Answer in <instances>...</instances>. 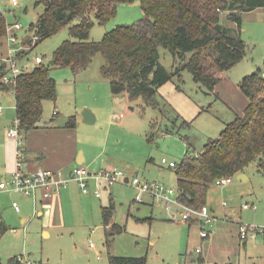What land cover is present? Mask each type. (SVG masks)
<instances>
[{"label": "rangeland", "instance_id": "374dc122", "mask_svg": "<svg viewBox=\"0 0 264 264\" xmlns=\"http://www.w3.org/2000/svg\"><path fill=\"white\" fill-rule=\"evenodd\" d=\"M21 1L23 5L13 6L8 0H0V7L9 24L18 22L23 25V29L17 32L19 41L29 39L31 44L36 33L30 30V25L37 21L44 7L35 5L37 0ZM143 16L141 0L119 3L114 17L104 25L96 23L93 26L90 40L99 42L118 25L133 24ZM92 19H96L95 15ZM79 20L76 19L72 25ZM221 22L237 27L227 21L225 14ZM69 29L67 26L37 45L35 43L22 64H28L33 70L37 57L50 64L57 48L64 41L74 39ZM241 35L248 45L246 55L232 69L218 74L221 79L215 92H210L195 81L189 70L183 69L180 78L175 76L159 87L156 106H148L143 97L117 103L118 97L112 94L109 80L101 74V67L106 63L102 53L96 54L89 67L78 74L69 66L52 67L51 75L57 80L58 99L56 103L52 100L44 102L43 122L50 121L55 109L59 113L58 117L55 115L57 121L66 122L73 113L82 114L85 108L94 111L89 106L93 104L128 108L130 112L120 124L117 118L111 116L110 120L104 114L106 109L100 111V120L96 116L94 124H86L83 120H78V124L93 130L97 137L93 141H98L99 137L104 141L106 136L111 139L107 154L123 163L135 165L129 172L122 165L116 168L128 175L133 172L143 179L172 188L174 202L167 209L164 203L149 194H144V201L138 202L135 200L137 190L132 185L117 183L109 190L103 189L105 193L101 199L78 194L73 203L65 205L67 227H52L51 236L47 237L44 234V230H48L45 218L37 216L41 203L29 196L15 200L1 193L0 202L7 204L9 210L0 208V212L11 228L0 238V263L9 264L12 257L23 256L31 264H109V255H117L146 256L148 264H206L202 262L203 257H210L214 261L211 264L228 261L264 264V234L250 237L247 249L237 234L240 223L264 225V172L258 169L256 162L246 167V180H238L235 176L228 185H212L207 208L213 218L206 226L211 232L206 238L201 237L199 220L182 221L183 210L177 203L179 191L175 168L161 164L162 158L179 163L187 153L195 154L202 150L211 139L219 137L226 125L238 115L237 108L247 103L238 84L244 76L258 69L264 71V8L243 14ZM1 41L0 58L7 51L5 39ZM160 52L161 62L170 71L175 70L179 64L172 52L164 47ZM0 101L3 106L0 114L1 140L7 130L16 125L14 92L0 89ZM151 129L158 134L149 141L147 134ZM150 158L153 161L148 162ZM1 160L0 180L3 171ZM111 195L115 206L113 220L124 228L115 237H108L102 218V207L111 204ZM14 202L20 205V214L12 206ZM244 203L255 205L256 209H244ZM20 217H25L27 222L23 224Z\"/></svg>", "mask_w": 264, "mask_h": 264}, {"label": "trees", "instance_id": "16d2710c", "mask_svg": "<svg viewBox=\"0 0 264 264\" xmlns=\"http://www.w3.org/2000/svg\"><path fill=\"white\" fill-rule=\"evenodd\" d=\"M132 1H36L35 5H43L44 9L30 25V30L39 36L35 45L67 26L74 39L64 41L57 48L54 65L37 64L33 70L18 77L14 94L21 135L41 127L44 102L58 98L52 67L69 66L78 74L89 67L98 53L106 58L101 74L109 80L114 96L127 94L131 100L143 97L148 106H156L159 87L175 76L180 78L183 69L189 70L195 81L210 92H215L221 79L218 74L232 69L246 55L248 45L241 35L243 14L264 8V0H141L143 18L133 24L118 25L99 42L90 40L96 23L106 24L117 14L119 3ZM223 14L237 27L223 24ZM78 18L79 23L72 25ZM8 24L0 7V41L7 34ZM161 47L172 52L179 64L174 66L175 70L170 71L161 62ZM191 51L196 53L188 57L187 53ZM29 52V49L20 52L19 59H24ZM5 71L0 66V89L11 90L10 85L1 82ZM238 85L248 99L244 112L202 150L187 153L181 162L171 167L177 175L178 201L183 204L200 210L207 208L208 193L216 179L238 176L253 162L264 172V71L258 69L244 76ZM76 124L77 117L72 115L65 126L75 127ZM157 134L151 129L149 141ZM111 201L110 205L102 207V215L108 237H115L124 228L113 220L115 206ZM7 230L8 227L0 222V237ZM9 264L24 263L14 257ZM109 264H148V260L146 256L109 255ZM226 264L238 263L229 261Z\"/></svg>", "mask_w": 264, "mask_h": 264}, {"label": "crops", "instance_id": "0c3cea01", "mask_svg": "<svg viewBox=\"0 0 264 264\" xmlns=\"http://www.w3.org/2000/svg\"><path fill=\"white\" fill-rule=\"evenodd\" d=\"M9 91L13 92L12 90H9ZM117 97H118L116 99L117 103H121L124 100L127 101L129 99L127 94L118 95ZM53 102L56 103L57 100ZM101 104H102L101 106L96 105V104L89 105L96 112L95 114L98 118V121L100 120V111L104 109H106V113L104 114L107 115L110 120H111V116H113L114 118H117V120L120 121L119 124L124 121V118L130 112L128 108L117 109L116 107L107 106L106 103L104 104L101 103ZM247 104H248V99L244 107H241L240 109L237 108L238 115H241L244 112ZM72 115H76L77 117V124L75 127H66L65 124L67 121L66 122L57 121L58 120L57 117L59 116V113H58L57 117L53 115V117H55L54 120H53V117L50 119V121L43 122V119H42L41 127L30 130L29 132L24 134L23 143L21 145L18 144L15 138H12L8 135V132H9V129H8L7 133L4 134L3 138L0 140V159H2L1 161L3 162V171H2V176H1L2 179L0 180V182L4 179L10 178L13 172L15 171L17 151H18V147L20 146L23 150V155H24V161H25L24 169L27 172H35L39 169H48V170H52L56 172L63 171L65 174H67L72 168L78 165L85 166L89 168V170L91 171H98V170L107 169V168H114V167H117V166L119 167L122 165V167L125 168L126 170L129 169L128 170L129 172L135 167L134 164L132 165L129 162L123 163L118 158L112 157L113 155L107 154L108 152L107 145L109 142H111V139L110 138L108 139L106 136L104 141L100 137L98 138V141L96 140L93 141L92 139L96 137L94 136L92 132L93 130L80 127L78 124V120L83 119L82 114L76 112V114L73 113ZM16 123H17V120H16ZM90 133L91 135H88ZM148 134H147V139H148ZM102 141L103 143H101ZM161 164L165 165V163H162V160H161ZM167 166L169 165L167 164ZM169 168L171 167L169 166ZM242 173L245 174V171ZM133 175H136V174H134L133 172H130L129 176H133ZM113 186L115 185L109 186L107 184H101L100 185L101 196H97L94 193V190L96 188L95 183H91L92 192L90 191L88 194H85L79 188L77 183L72 182L67 188H63L60 191V193L55 194L49 200L45 201L39 198L35 200L34 198H32L35 200V202L41 203L39 205L40 209L37 212V216L45 218V227L48 228V230L47 229L44 230L45 236L47 237L51 236L50 229L52 227L54 228H66L67 227V222H66V217H65V212H64L65 205L69 206V204L73 203L75 197L78 194H80L81 196L83 194L86 197L94 196L96 198L101 199L104 195L103 193H105L103 192V189L106 188L109 190ZM1 193H5L9 196L10 199L13 198L15 200L16 198L28 197L18 192H12V191H6V190H0V194ZM110 198H111L110 200H113L112 195ZM0 208L2 211L9 210L8 205L2 204L1 202H0ZM2 211L0 212V222L6 225L8 227V230H10L11 226H9L6 220L4 219L2 215ZM17 213L19 214L21 213V208H20V211H17ZM102 218H103V215H102ZM20 221L23 224H25L27 222V219L25 217H20ZM238 228H239V225H238ZM237 234L239 237L238 230H237ZM239 241L241 242V244H243V247L245 249L248 248L249 240L243 241L239 237ZM251 258L253 257L251 256ZM202 262L206 264H211L214 261L210 257H207V258L203 257ZM239 264H242V263H239Z\"/></svg>", "mask_w": 264, "mask_h": 264}, {"label": "built area", "instance_id": "2783aa9c", "mask_svg": "<svg viewBox=\"0 0 264 264\" xmlns=\"http://www.w3.org/2000/svg\"><path fill=\"white\" fill-rule=\"evenodd\" d=\"M13 6L20 4L19 0H8ZM23 29L21 23L8 24L7 34L4 37L7 44L6 55L0 58V66L5 68V74L3 75L1 82L11 86V90L14 92L15 85L17 84L18 77L29 72V65L22 64L24 59L20 60V52L30 49L38 40L37 34L33 35L32 43L29 45L28 40L20 42L17 32ZM37 64L44 63V58L37 57ZM3 111V106L0 101V113ZM58 114V110H54V115ZM8 135L15 138L18 144L23 143V135H21L18 128V123L9 129ZM162 163L168 164L170 167H175L176 162H169L166 158H162ZM25 161L23 150L18 147L16 169L10 178L4 179L0 182V190L18 192L25 196H29L37 200H49L55 194L60 193L63 188H67L70 183L75 182L82 190L83 193L88 194L91 191V183L96 184L94 193L97 196H101L100 185L107 184L109 186L117 183H129L136 190L137 194L135 200L138 202L144 201V194H149L155 200H159L165 204L167 209L170 208V203L174 202L171 197L172 188H168L166 185L157 182L143 179L137 175L129 176L124 170L119 168H107L98 171H91L89 168L78 165L72 168L69 173L65 174L63 171H52L48 169H39L35 172H27L24 169ZM231 176L221 177L216 179V185H228L233 182ZM177 203L182 208V221L189 219H197L201 222L202 231L201 237H208L210 231L207 229V225L212 221V214L208 208L196 209L190 205L183 204L177 200ZM226 204V203H224ZM13 207L16 211H20V205L17 202L13 203ZM244 209H256L255 205L244 204ZM239 236L242 240H248L250 237H254L260 233L264 234V225L252 226L243 223L239 224ZM94 246L93 243L90 244ZM18 261L24 264H31L29 260H26L23 256L16 257Z\"/></svg>", "mask_w": 264, "mask_h": 264}, {"label": "water", "instance_id": "95a60500", "mask_svg": "<svg viewBox=\"0 0 264 264\" xmlns=\"http://www.w3.org/2000/svg\"><path fill=\"white\" fill-rule=\"evenodd\" d=\"M20 4L23 5L24 2L21 1ZM195 53H196V51L188 52L187 56L190 57V56L194 55ZM54 64H55V60L53 59V60L50 61V65H54ZM82 116H83L82 120L86 124H94L96 122V120H97L96 114L90 108H85L83 110V112H82ZM237 179L238 180H245V179H247V176L244 173H240L237 176Z\"/></svg>", "mask_w": 264, "mask_h": 264}]
</instances>
